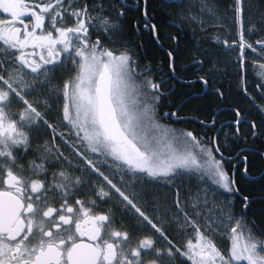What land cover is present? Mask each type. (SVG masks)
<instances>
[{
	"label": "snow or ice",
	"instance_id": "1",
	"mask_svg": "<svg viewBox=\"0 0 264 264\" xmlns=\"http://www.w3.org/2000/svg\"><path fill=\"white\" fill-rule=\"evenodd\" d=\"M162 5L0 0V264H264V217L247 215L264 199L237 179L264 182L249 175L264 164V12L253 43L244 0L231 24L218 0ZM246 50L261 122L236 106L217 127L230 95L218 81L231 65L247 85ZM194 85L211 135L159 114Z\"/></svg>",
	"mask_w": 264,
	"mask_h": 264
},
{
	"label": "trees",
	"instance_id": "2",
	"mask_svg": "<svg viewBox=\"0 0 264 264\" xmlns=\"http://www.w3.org/2000/svg\"><path fill=\"white\" fill-rule=\"evenodd\" d=\"M150 3L157 7V10L160 11L163 7L162 0H150ZM233 3V0H218V8L219 11L223 16L226 17V22L231 24V16L229 14L230 12V5ZM244 23H245V35L246 38L250 42H255L256 39L260 38L259 35H253L249 34L247 32V27L249 25V20L253 16H259L261 12H264V0H244ZM171 17L169 15H162L158 18V23L161 24L162 32L163 33H171V34H177L175 29L172 27H167L166 25L169 23ZM255 22V21H253ZM236 28L233 27L231 29L233 37L236 36ZM135 42L139 44L140 39L133 37ZM186 39H190V36ZM247 54L249 56L248 63V73L246 77H244L247 80V85H245L241 79V75H238V70L234 69L229 65L228 71L223 72L222 76L224 77L218 83L224 88L226 93H230L228 96V101L226 104L219 105L221 109H224V115L220 117L217 127L221 123H223L225 120H230L234 118V113L232 112V109L236 106H239L240 109L244 112L250 113L251 117H255L257 123L261 122V118L257 113L256 108L253 106L252 102L248 97L244 95L243 89L246 86L248 89L249 96H255L259 98L261 96V93L257 89V77L253 73L252 68V57L255 55L250 52V50H246ZM149 55H155V53L149 48L148 50ZM238 53H233L232 57L234 58L235 55ZM259 59V57H256ZM170 87V84L168 85ZM200 89L196 87L195 85L191 88H181L177 86L175 92L173 95L170 96L169 101L172 103V109H175L177 107L179 108L180 115H185L189 118H195L197 120L204 118L208 113V100H199V99H192L189 100L190 97L193 96V93H198ZM182 104V105H181ZM251 117H246V119H250ZM181 126L185 128L186 130L192 131L195 135L199 136H205L211 135V133H207V130L203 128L202 125L196 123L193 121H187L184 120V122L181 123ZM242 127H244L242 125ZM231 167L230 165L228 166ZM242 168V165H241ZM264 170V164L256 163L254 164V169L249 173L252 177H259L260 172ZM239 181V186L241 188L242 194H247L253 198H255L257 201H260L264 199V187H262V184L264 182L259 183H253L248 180H240L239 176L237 177ZM239 199V197H238ZM240 207V205H238ZM254 210H258L262 207V205L258 202L251 206ZM249 219H255L258 223L260 221L261 217H264V212L260 211H251L247 213Z\"/></svg>",
	"mask_w": 264,
	"mask_h": 264
},
{
	"label": "flooded vegetation",
	"instance_id": "3",
	"mask_svg": "<svg viewBox=\"0 0 264 264\" xmlns=\"http://www.w3.org/2000/svg\"><path fill=\"white\" fill-rule=\"evenodd\" d=\"M167 87H169V86H167ZM170 87H172V85L170 84ZM176 88H177V86L175 87V90H176ZM175 92V91H174ZM195 93H193V95H194ZM169 98H170V96L169 97H167L166 99H165V102H164V104L160 107V109H159V114L160 115H163V113L164 112H166V111H179V107H177V108H175V109H172L171 107H172V103H170V101H169ZM178 116H179V119H182V118H189V117H187V116H185V115H180V113L178 112ZM182 122H184L183 120L182 121H178V122H174L173 120H172V117H169V118H167V120L166 121H164V123H166V124H168L169 126H171V127H175V128H177V129H185V128H183V126H181V123ZM186 130V129H185Z\"/></svg>",
	"mask_w": 264,
	"mask_h": 264
},
{
	"label": "water",
	"instance_id": "4",
	"mask_svg": "<svg viewBox=\"0 0 264 264\" xmlns=\"http://www.w3.org/2000/svg\"><path fill=\"white\" fill-rule=\"evenodd\" d=\"M182 105V104H181ZM181 107V106H180ZM179 107V108H180ZM224 110V109H223ZM172 120L174 121V122H178V121H184V120H187V121H195L196 123H198L199 124V120H197V119H195V118H182V119H176V118H172ZM264 171V170H263ZM259 177H257V179H258Z\"/></svg>",
	"mask_w": 264,
	"mask_h": 264
},
{
	"label": "rangeland",
	"instance_id": "5",
	"mask_svg": "<svg viewBox=\"0 0 264 264\" xmlns=\"http://www.w3.org/2000/svg\"><path fill=\"white\" fill-rule=\"evenodd\" d=\"M189 187H191V185H188L187 182H185V191H187ZM218 242L222 247H224L226 244V242L220 238H218Z\"/></svg>",
	"mask_w": 264,
	"mask_h": 264
}]
</instances>
